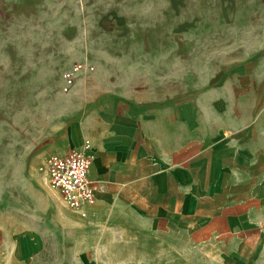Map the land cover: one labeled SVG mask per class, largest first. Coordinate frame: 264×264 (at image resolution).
Masks as SVG:
<instances>
[{
	"label": "crops",
	"instance_id": "0c3cea01",
	"mask_svg": "<svg viewBox=\"0 0 264 264\" xmlns=\"http://www.w3.org/2000/svg\"><path fill=\"white\" fill-rule=\"evenodd\" d=\"M183 2L175 20L188 24L183 39L154 42L183 50L172 59L177 72L171 77L170 58L146 60L151 83L131 89L105 86L101 67V104L56 150L85 143L92 157L95 202L82 207L85 215L57 200L81 227L80 254L104 235L218 249L234 264L256 249L264 225V0ZM188 48L210 51L185 55ZM30 187L39 198L57 192L46 182ZM53 201L43 206L48 216ZM11 259V250L0 251V264Z\"/></svg>",
	"mask_w": 264,
	"mask_h": 264
},
{
	"label": "rangeland",
	"instance_id": "374dc122",
	"mask_svg": "<svg viewBox=\"0 0 264 264\" xmlns=\"http://www.w3.org/2000/svg\"><path fill=\"white\" fill-rule=\"evenodd\" d=\"M183 1L0 0V251L11 250L12 263L234 264L218 249L108 235L101 246L89 240L92 247L80 254L81 227L58 205L57 192L39 198L30 187H45L46 155L70 146L87 111L101 104V67L105 86L131 89L151 83L146 60L170 58L171 77L177 72L172 59L183 50L154 42L183 39L188 24L175 23ZM209 51L188 48L185 55ZM77 62L94 70L78 73L64 91L63 73ZM47 200L56 202L54 216L43 207ZM255 244L243 264H264V225Z\"/></svg>",
	"mask_w": 264,
	"mask_h": 264
},
{
	"label": "built area",
	"instance_id": "2783aa9c",
	"mask_svg": "<svg viewBox=\"0 0 264 264\" xmlns=\"http://www.w3.org/2000/svg\"><path fill=\"white\" fill-rule=\"evenodd\" d=\"M94 66L87 63H74L63 73V90L67 91L74 83L76 75L82 71L92 72ZM87 144L64 151H53L46 155L41 166L44 181L57 190L63 203L70 209L85 215L82 207L95 202L96 185L89 178L92 157L86 152Z\"/></svg>",
	"mask_w": 264,
	"mask_h": 264
}]
</instances>
